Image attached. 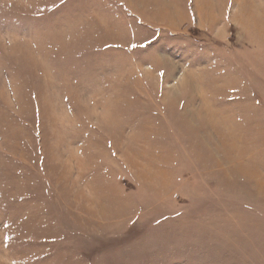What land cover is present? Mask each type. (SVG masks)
I'll list each match as a JSON object with an SVG mask.
<instances>
[{
	"label": "rangeland",
	"instance_id": "374dc122",
	"mask_svg": "<svg viewBox=\"0 0 264 264\" xmlns=\"http://www.w3.org/2000/svg\"><path fill=\"white\" fill-rule=\"evenodd\" d=\"M0 264H264V0H0Z\"/></svg>",
	"mask_w": 264,
	"mask_h": 264
}]
</instances>
